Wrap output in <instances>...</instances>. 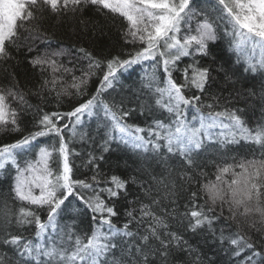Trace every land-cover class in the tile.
Instances as JSON below:
<instances>
[{
  "label": "snow or ice",
  "instance_id": "1",
  "mask_svg": "<svg viewBox=\"0 0 264 264\" xmlns=\"http://www.w3.org/2000/svg\"><path fill=\"white\" fill-rule=\"evenodd\" d=\"M88 8L122 21L125 50L101 61L87 48H79L87 68L80 77L73 75L68 87L63 86V76L71 69L48 54L37 52L29 59L34 69L48 74L41 88L55 92L58 101L63 95H86L90 78L97 70L103 74L95 93L70 111L45 112L37 107L33 130L12 143L0 144V174L11 177L9 195L22 203L11 218L8 211L3 214L0 247H6L12 257L0 256V264H170L180 253L191 258L190 264H205V260L215 264L188 243L181 228L192 233L207 228L215 236L214 225L222 219L232 222L228 235L221 229L218 237L221 245L230 246L228 254L240 258L238 264H264V125L250 128L242 110L216 111L218 104L203 99L211 94L215 71L203 61L211 55L209 44L218 39L222 24L238 59L247 60L245 71L264 69V0H215V16L204 12L198 0H0V72L10 81L0 87V128L21 132L20 117L33 108L9 71L13 51L32 53L37 42H46L44 22L49 16L76 18ZM257 49L262 57L253 62L250 53ZM145 62L152 71L142 79L163 110L160 116L153 115L146 128L127 122L136 109L123 99H102L114 89L118 72ZM97 109L103 111L105 138L99 145L100 154L88 152L83 163L91 175L78 178L71 157L81 153L70 144L78 136L85 141L79 126L85 115H97ZM41 137L57 139L50 145L36 143ZM241 140L257 145L260 158L217 167L214 179L201 171L207 165L199 163L198 157L209 146ZM112 141L141 150L145 161H150L149 168L155 164L164 172L157 175L153 169L147 180L143 174L130 178L105 175L100 162ZM29 155L31 159L26 158ZM130 184L143 191L133 201H128ZM185 192L187 202L179 213L178 201ZM69 197L82 202L84 214H90V234L58 231L57 216ZM165 198L168 205L163 203ZM121 200L128 207L122 226L117 227L113 218L121 215ZM43 211H47L46 221L40 215ZM232 224L235 231H231ZM14 225H35L36 240L14 232Z\"/></svg>",
  "mask_w": 264,
  "mask_h": 264
},
{
  "label": "trees",
  "instance_id": "2",
  "mask_svg": "<svg viewBox=\"0 0 264 264\" xmlns=\"http://www.w3.org/2000/svg\"><path fill=\"white\" fill-rule=\"evenodd\" d=\"M198 4L204 12L212 16L216 15L213 10L215 0H198ZM81 19L85 21L84 24L79 22ZM44 25L49 37L46 42H37L36 50L32 53H28L25 50H14L12 53L14 59L11 61L9 71L15 74V78L19 82V88L26 93V100L33 108L21 115V132L0 128V144L12 143L33 130V114L36 112L37 107L45 112L70 111L78 102H82L95 93L102 78V71L97 70L96 75L89 80L86 95L82 97L63 95L58 101L55 92L41 88V84L44 79L48 78V74H42L38 69H34L31 66L29 63L31 56L36 55L37 52L40 55L48 54L59 64L71 69V72L63 76V86L68 87L73 82L72 76L80 77L82 70L87 68V61L80 58L79 48H87L101 61L125 50L121 37L122 21L105 16L94 8L85 9L83 14L78 15L76 18L68 16L57 19L54 16H49L45 20ZM193 26H195V20L193 21ZM230 40L231 37L225 35V28L222 24L218 39L209 44L211 55L203 61L205 66L215 69L212 72L214 83L211 86V94L206 95L203 99L205 103L215 102L218 104L216 111H223L226 108L242 110L246 125L255 129L259 125H264V99H262L264 97V69H258L256 72L245 71L248 67L247 60L244 58L238 59V53L233 50ZM54 53H63V55H53ZM250 55L253 56V62L259 61L262 57L260 49H257L255 53H250ZM186 62H190V58H186ZM103 67L104 65L102 64L101 68ZM151 71L149 63L145 62L134 66L128 72H118L117 76L119 79L114 81V89H109L102 96V99L108 101L112 98L117 101L123 99L127 106L136 109L134 115L128 118L127 122L129 124L146 128L152 123L153 115L160 116L163 111L156 106L155 100L157 97L153 91L145 87V81L142 79L146 73ZM157 76L159 78V73ZM9 83L10 81L6 80L4 74L0 72V87L7 86ZM69 91L75 92L74 89L70 88ZM13 107H16V105L13 104ZM96 111L98 114L93 117L85 115L82 118L83 124L79 126V132L85 135V141H81L78 136L70 144V147L81 153L80 156L71 157V160L76 165L74 173L78 178H85L91 175V171L89 168L84 167L83 163L87 159L88 152L95 151L96 155L100 154L99 145L102 144L103 138H105L103 111L101 109ZM141 112L144 114L141 115ZM163 114L164 116L168 115L166 112ZM192 115L193 113L190 110L189 119H191ZM92 120H99L101 124H93ZM88 137L92 139H88ZM56 139L54 137H41L38 138L36 143L50 145L55 143ZM145 155L141 150L133 149L130 145L112 141L110 142V150L104 153L105 159L100 162V166L105 175L111 176L115 174L120 175L122 178L143 174L147 180L150 179L149 174L153 172V169H155V174L157 175L164 172L162 167L157 168L155 164L149 168L148 163L150 161H145ZM260 155L261 152L257 145L241 140L238 144L209 146L198 157V162L202 165H207L201 171L207 173L209 179H214L217 167H223L226 164L234 165L253 158L259 159ZM26 158L31 159L32 156L29 155ZM52 166L55 168L56 165L53 164ZM142 169L145 170L143 173L141 172ZM10 184L11 177L0 174V224L3 222L5 211H8L9 218H11L14 213H18L19 208L22 206L20 201L14 200L9 195ZM196 187L197 185L193 184L192 190H195ZM142 195L143 191L138 185H129L128 201H133ZM187 198L188 194L185 192L178 201L179 207L176 210L179 213L184 212L183 205L187 202ZM163 203L168 205L169 200L165 198ZM61 207L62 211L57 216L58 231L60 229H71L81 236H84L85 233L90 234L91 218L90 214H84L82 202L74 197H69L65 201V205ZM126 207H128V203L121 200L118 204L121 215L113 218V222L117 227L122 226L123 213ZM168 210L171 211L172 209L169 208ZM40 215L42 220H47V211L41 212ZM225 216H227V212H225ZM173 223L175 224V222ZM231 223V221L224 219L217 221L214 225L215 236L207 228L197 233L185 231L181 228V232L190 245L203 256L211 257L215 264H238L240 258L230 256L228 254L230 246L227 243L221 245L218 240L221 229H224L225 235H228L229 229L227 226ZM235 230L236 225L232 224L231 231ZM13 231L22 234L26 239L36 240L35 225L23 227L14 225ZM57 240H59V237H57ZM4 255L12 257V253L6 247H0V256ZM256 259L259 261L261 258L257 257ZM190 261V257L180 253L175 260L170 259V264H190ZM157 264H160V262L157 261ZM205 264H207L206 260Z\"/></svg>",
  "mask_w": 264,
  "mask_h": 264
},
{
  "label": "bare ground",
  "instance_id": "3",
  "mask_svg": "<svg viewBox=\"0 0 264 264\" xmlns=\"http://www.w3.org/2000/svg\"><path fill=\"white\" fill-rule=\"evenodd\" d=\"M73 107H74V106H73ZM92 121H93V124H97V125H98V124H101V122H100L99 120H96V121H95V120H92ZM96 130H98V129H96ZM98 131H99V130H98Z\"/></svg>",
  "mask_w": 264,
  "mask_h": 264
}]
</instances>
